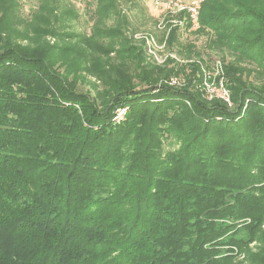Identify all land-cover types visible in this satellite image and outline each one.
<instances>
[{
    "label": "trees",
    "instance_id": "1",
    "mask_svg": "<svg viewBox=\"0 0 264 264\" xmlns=\"http://www.w3.org/2000/svg\"><path fill=\"white\" fill-rule=\"evenodd\" d=\"M121 1L85 35L65 0H0V264H264V0L200 4L232 108L201 61L149 64Z\"/></svg>",
    "mask_w": 264,
    "mask_h": 264
},
{
    "label": "rangeland",
    "instance_id": "2",
    "mask_svg": "<svg viewBox=\"0 0 264 264\" xmlns=\"http://www.w3.org/2000/svg\"><path fill=\"white\" fill-rule=\"evenodd\" d=\"M96 1L97 0H65L66 5L73 6L78 13V17L72 22V27L75 31L84 33L85 35L89 32L91 25L97 18ZM125 1H121L119 4V10L121 11V14L125 15L128 19L129 23L125 29V35L131 40L132 44L140 46L143 50H145L144 40L137 38L136 34L150 33L153 35L158 44L163 45V47L157 50L158 52L156 56L158 60L153 59L151 54L147 52L145 54L143 51L144 56H146V61L149 64L162 66L166 63L169 57H171L173 62H170L169 66H179L186 62L201 61V72H203L202 68L212 72V65L214 63L213 61L222 58H224L226 61L232 60L234 58V55L232 54L226 52L220 54L219 51L209 48L207 46V35L197 32L199 27L195 30H192L186 26V22L188 20L185 10H181V8L177 9V7H167V5L172 2H176L178 5L186 7L192 0H161L164 3V6H159L158 9L151 5L149 0ZM37 2L38 0H18V14L25 20H28L31 12L36 8ZM107 24L110 25L111 21L109 20ZM175 27H177V31H175L177 41L171 45H168L167 41L169 34L171 29ZM21 28L22 27L16 28L15 33L21 31ZM16 41V44H18L20 47L28 44V40L26 39ZM242 64L248 65L246 62H242ZM189 71L190 69L186 68L185 72L179 73L176 76H172L171 78H176L178 80L179 84L175 85L184 84L186 82V77L184 74L188 73ZM82 73L83 75L77 78L75 81V89L83 93L94 95L96 89L100 90L101 87L99 84H97V81L93 76L90 74H85V72ZM250 78H252V76ZM170 79L166 81L168 84H170ZM94 82H96L95 85H98L96 88L93 86ZM194 84L196 86L195 88L199 89L201 87L202 81H195ZM232 107L233 106H230L229 108ZM166 147L168 148L169 146L166 145L165 148ZM250 248L251 252H256L253 243L250 245Z\"/></svg>",
    "mask_w": 264,
    "mask_h": 264
},
{
    "label": "built area",
    "instance_id": "3",
    "mask_svg": "<svg viewBox=\"0 0 264 264\" xmlns=\"http://www.w3.org/2000/svg\"><path fill=\"white\" fill-rule=\"evenodd\" d=\"M149 2L156 9H158L159 6H164V3L161 0H149ZM201 2L202 0H192L189 3V5H187L186 7L180 6L176 2H172L168 4L167 7H170V8L177 7V9L181 8V10H185L186 11L185 13L187 15V20L189 22L188 27L192 30H195L199 27V10H200ZM136 37L144 40L146 52L151 54V57L153 59L158 60L156 56L158 52L157 50L163 47V45L158 44L155 38L153 37V35H151L150 33H143V34L137 33ZM213 62L214 63L212 65V69H213L212 72L207 71L204 68H202L203 78L201 80L202 84L199 89L203 97H205L206 99L210 100L213 98H217V99L224 101L230 106L231 105L230 92L225 85V78H224V73L222 69V64L219 60H215ZM170 84L175 85L179 83L176 78H171ZM126 109H127L126 107L117 108L113 116V121L116 123L119 122L124 116Z\"/></svg>",
    "mask_w": 264,
    "mask_h": 264
}]
</instances>
